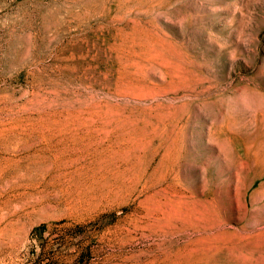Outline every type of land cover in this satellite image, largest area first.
<instances>
[{
    "label": "rangeland",
    "instance_id": "rangeland-1",
    "mask_svg": "<svg viewBox=\"0 0 264 264\" xmlns=\"http://www.w3.org/2000/svg\"><path fill=\"white\" fill-rule=\"evenodd\" d=\"M0 264H264V0H0Z\"/></svg>",
    "mask_w": 264,
    "mask_h": 264
}]
</instances>
